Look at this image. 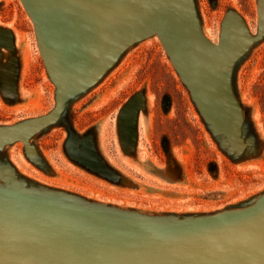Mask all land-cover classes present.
Listing matches in <instances>:
<instances>
[{"label": "rangeland", "instance_id": "obj_1", "mask_svg": "<svg viewBox=\"0 0 264 264\" xmlns=\"http://www.w3.org/2000/svg\"><path fill=\"white\" fill-rule=\"evenodd\" d=\"M191 2L192 21L210 43L220 44L230 12L247 29L221 77L240 119L235 142L206 119L159 35L149 34L114 52L96 81L68 97L27 144L0 147V185L100 209L121 223L208 217L263 197L260 0ZM27 10L22 0H0V126L48 115L58 104Z\"/></svg>", "mask_w": 264, "mask_h": 264}, {"label": "water", "instance_id": "obj_2", "mask_svg": "<svg viewBox=\"0 0 264 264\" xmlns=\"http://www.w3.org/2000/svg\"><path fill=\"white\" fill-rule=\"evenodd\" d=\"M22 2L58 86V104L48 115L0 126V147L16 139L27 144L68 97L96 81L114 52L149 34L159 35L206 119L237 140L240 119L221 82L225 62L248 37L237 13H228L215 45L186 13L191 0ZM259 15L264 24V0ZM75 205L0 185V264H264V196L246 208L175 222L120 223Z\"/></svg>", "mask_w": 264, "mask_h": 264}, {"label": "bare ground", "instance_id": "obj_3", "mask_svg": "<svg viewBox=\"0 0 264 264\" xmlns=\"http://www.w3.org/2000/svg\"><path fill=\"white\" fill-rule=\"evenodd\" d=\"M188 3L187 2H185V10H186V13H187V11H189V9H188ZM225 65H226V63L224 64V70H225ZM121 223V222H120Z\"/></svg>", "mask_w": 264, "mask_h": 264}]
</instances>
